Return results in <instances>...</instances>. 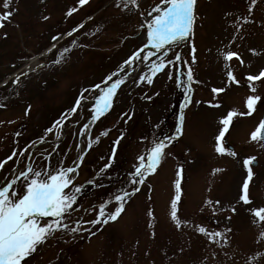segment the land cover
<instances>
[{
  "label": "rangeland",
  "instance_id": "obj_1",
  "mask_svg": "<svg viewBox=\"0 0 264 264\" xmlns=\"http://www.w3.org/2000/svg\"><path fill=\"white\" fill-rule=\"evenodd\" d=\"M110 3L111 0H88L81 6L78 0H13V7L18 11L0 27L1 61L6 56L35 52L38 47H44L45 43H54L57 47L53 53H57L75 40L70 52L76 56L82 47H89V43L98 49L92 51L94 48H86L81 56L82 64L79 61L74 63L80 64L79 68L59 72L48 89L30 103L0 108V160L11 153L16 133H20L27 122L42 125L45 123V115L71 108L73 99L76 100L82 89L100 83L117 70L141 43L139 40H142L143 35L139 28L144 21L141 12L146 14L151 11L159 0H140L139 9L131 10H125L121 0L107 6ZM117 4L121 6L117 7ZM250 4L251 0H197L198 21L190 44V50L192 46L195 47L196 60L190 63L193 73L192 89L179 140L175 130L186 87L178 86L176 68H166L164 72L158 73L153 85L145 88L140 100H136L133 95L138 86L134 80L145 68L144 64L137 75L120 86L110 110L101 116L102 120L98 125L95 122L91 126L90 135L93 138L104 130L109 131L108 135L100 136L98 142L93 140L78 174H75L78 176L75 184L81 186V192L76 210L70 214L67 222L72 226L71 223L81 215H84V221L92 220L94 208H87L89 211L85 213L86 207L111 201L113 194L120 191L121 186L131 190L133 185L127 180L128 173L132 171L136 157L144 154L154 139L174 137L166 149L167 155L159 168L148 174V178L139 185L140 190L125 203L116 222L104 224L101 231L90 239L84 237L85 231H63V234L58 231L50 240L38 246L36 254L32 253L26 264H264V240L259 239L260 228L253 223V216L249 211L264 207V147L250 139L260 119L258 110L264 107V85L260 81L256 82L255 94L262 97V102L258 103L252 115L235 116L228 133V141L237 155L232 156L226 152L219 154L215 151V136L221 127V117L233 109L238 113L247 111L245 98L252 93L245 76L249 73L257 74L264 69V0H257L252 11L253 22L241 21L243 26L237 32L236 21L238 17L248 14ZM103 5L107 7H103L101 12L99 8ZM72 7H76L77 11L67 16L68 9ZM95 10L97 11L93 13ZM3 11L5 9L0 0V13ZM44 16L49 19H43ZM93 16L91 24H84ZM98 22L100 25L97 33H92V27H96ZM73 24H78L75 28H79L81 24L83 27L74 32L68 41L62 40L69 30L59 40H52L53 36ZM82 33H92L91 36H94L84 40ZM178 49L176 47L173 51ZM250 49H255V54ZM228 50L238 52L244 61L242 65L235 58L229 62L240 80L239 85L230 84L226 76V62L222 53ZM46 54L42 55L45 57ZM75 55L73 58L78 59ZM97 55L99 56L96 58ZM168 56L171 58L172 52ZM50 57L47 61L53 59ZM70 57L69 55L67 58ZM188 58L189 54L185 56V59ZM92 59L94 66L86 64ZM85 66L88 70L94 67L96 71L83 79L82 76L89 75L88 72L81 71ZM184 71L186 68L183 67L181 72ZM21 72H25L24 69L15 72L0 71L11 82ZM169 72L172 79L168 78ZM179 78L185 81L184 76ZM213 88H224L225 91L215 94L212 92ZM92 94L94 93H85L86 96ZM209 101L220 106L213 107ZM91 103H86L85 107L78 110L79 114L72 118L64 139L53 148L55 151H50L53 168L61 166V161L63 166H71L80 155L76 144H87V139L85 136L81 137L79 131L91 116ZM3 104L7 105L6 102ZM28 105H31V110L25 115ZM122 113L130 114L131 119L127 116L122 118ZM121 132L124 136L117 147L113 167L101 173L100 170L108 163L112 142ZM34 138V134L26 136L20 144L26 146ZM247 157H255L257 165L253 167L255 177L249 188L251 203L244 204L238 200L244 171L247 172L244 166L243 171L242 162ZM20 160V167H23L25 160ZM45 163L42 160L36 167ZM13 164L14 161L9 165L7 174ZM180 168L183 172L178 215L182 219L204 223L214 230L230 228L227 245L221 247L210 244L205 236L192 229L178 230L174 226L170 218L171 201L176 195V173ZM208 200L219 201L217 207L223 210L217 211L213 216L206 203ZM114 204V201L108 203L107 210H113ZM232 207L236 208L234 213L230 210ZM150 212L152 215H149ZM89 227L90 224H82L84 229ZM253 256L256 257L255 260L251 259Z\"/></svg>",
  "mask_w": 264,
  "mask_h": 264
},
{
  "label": "snow or ice",
  "instance_id": "obj_2",
  "mask_svg": "<svg viewBox=\"0 0 264 264\" xmlns=\"http://www.w3.org/2000/svg\"><path fill=\"white\" fill-rule=\"evenodd\" d=\"M88 0H78L79 5H84ZM123 8L125 10H131V8L139 9L140 5L138 0H121ZM197 0H159V3L155 4L151 11L146 14L141 12V16L144 17V22L140 25L141 29H146V42H143L141 47L134 50L122 64L118 66L117 70L113 71L110 75L106 76L100 83L93 84L90 87L82 89L77 96L74 104L71 108L67 109L61 114V117L53 122V124L46 128L45 135H42L36 141H32L24 148H14L12 152L6 156L3 160H0V170L9 161H14L13 168L10 173L5 177L3 181H0V264H26L27 258L36 252L39 245L44 243L50 236L54 235L57 231H69L76 233L80 231H89L90 229L82 228L83 223L90 225L107 224L109 221H115L121 215L124 210L127 200L140 189L138 185H142L146 176L150 173H154L158 166L161 164L164 157L167 155L166 149L173 141L174 137L156 138L151 142V146L146 149L144 154H140L136 157V163L133 165V169L128 173V182L133 185L131 190L121 189L117 193L113 194L112 200H114V209L108 210V203L104 202L99 205L96 210L97 215L90 221L76 220L74 226H70L66 221L69 220L70 214L76 209L74 205L77 203L78 195L81 192V186H77L74 183L75 174H78L80 164L83 162L85 147L91 149L93 140L98 142L100 136L108 135L109 130L102 131L98 136L93 138L90 135L91 126L113 105L114 98L117 94L119 87L126 82V76L129 75V69H134V66L138 63L144 64L146 71L141 72L134 83L139 85L140 83L152 84L153 78L161 72H164L166 68H176L178 71H182L184 66H187L186 79L187 82L193 81L192 68L189 65V61L184 59L183 55L179 51H173L174 48L179 47L193 32V26L196 20L195 6ZM257 3V0H251V4L248 7V14L238 17L236 21L237 32L242 28L243 23H250L252 21V11ZM117 4V7H120ZM2 7L5 9L0 13V27L4 26V22L10 20L14 15L17 8L13 7V0H2ZM77 11L76 7L68 9L66 15L71 16ZM43 19L47 20L49 17L44 16ZM78 27H83L79 25ZM78 31V28H73L66 33L68 36H72L74 32ZM6 35V34H5ZM64 34L53 36L52 40L57 41ZM235 37H233V40ZM76 41L73 40L72 44ZM56 47L53 44L48 52ZM151 50L147 51L146 50ZM69 48H64L62 52H59L57 58L53 60V64H60L65 60V53L69 52ZM255 54V49H250ZM172 52L171 58L168 53ZM223 59L226 62L225 67L227 69L226 76L228 82L240 84V80L237 79L232 66L229 62L235 58L242 65L244 63L240 54L236 51H224L222 53ZM153 57H155L153 59ZM195 47L191 48V62L194 63ZM37 67H43L38 65ZM27 72H21L20 75L13 80V84L20 82V76H27ZM168 78L172 79L171 72L168 73ZM245 80L248 83L250 95L245 98V107L247 111L237 112L235 109L229 110L227 114L220 119L221 127L218 130V134L215 136V151L219 154L227 152L229 155L236 156L237 153L231 149H227L222 143L226 134L229 132V127L233 121V118L237 115L250 116L257 108L258 103L262 102V97L256 95L257 86L256 82L260 81L264 85V69H261L257 74L249 73L245 76ZM178 86L185 85L183 79L177 78ZM102 85H104L102 87ZM186 92H190V88H185ZM224 88H213L212 92L219 94L224 92ZM85 93H97L96 95L86 96ZM150 99V97H149ZM91 103V116L87 123H84L79 131L81 137L87 136V144L82 145L80 142L76 144L77 149L80 151V155L76 160L72 162L71 166H61L53 168L51 166L52 153H40L41 159L46 161L43 166L35 167L32 160L31 149L38 144L46 143L47 134L56 131V140L60 139L62 130L67 126L66 122H69L71 117L78 115V110L86 106L87 102ZM189 102V97L186 96L185 107ZM213 107H219V104H212ZM5 105L0 104V107ZM31 110V105L25 109V115ZM122 118L127 116L131 119V115L128 113H122ZM183 114L180 117L183 122ZM127 123V120H125ZM177 136L182 134V128H177ZM20 135L19 132L16 133ZM124 133L121 132L120 136L112 142V150L108 156V163H106L100 170L104 173L108 168L112 166L115 160L116 150L119 146L120 140L123 139ZM141 139H144L143 137ZM250 139L257 141L264 146V119H261L255 130L251 133ZM55 151V149L53 150ZM23 158L28 161L23 167H20L21 160ZM256 160L255 157H247L243 159V166L247 170L245 179L242 182L241 194L238 202L244 204L251 203L249 196V183L254 175L252 165ZM218 171V170H217ZM183 169H178L175 181L176 195L171 201L170 218L174 226L178 230L184 228H190L197 234L203 235L207 238L210 244H216L218 246H224L229 243L228 233L231 232L230 228L224 230H214L206 226L204 223H197L182 219L178 215V202L181 199V176ZM210 206L212 215L215 216L217 211H222L217 206L219 201H206ZM233 213L236 211L235 207L230 209ZM253 216V223L260 228L259 239L264 240V207L252 208L249 210ZM149 215H152L150 212ZM49 218V219H45ZM231 219V217H226ZM151 227V224L149 225ZM94 235V232H90ZM154 235V233H153ZM183 251V249H180ZM259 255V254H257ZM255 256L251 259L255 260Z\"/></svg>",
  "mask_w": 264,
  "mask_h": 264
}]
</instances>
